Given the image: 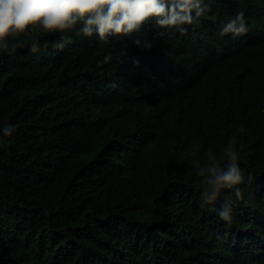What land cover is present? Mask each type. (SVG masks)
<instances>
[{
	"label": "trees",
	"instance_id": "trees-1",
	"mask_svg": "<svg viewBox=\"0 0 264 264\" xmlns=\"http://www.w3.org/2000/svg\"><path fill=\"white\" fill-rule=\"evenodd\" d=\"M202 7L183 33L0 51V264H264V0ZM239 11L247 34L220 36ZM233 137L243 182L205 203Z\"/></svg>",
	"mask_w": 264,
	"mask_h": 264
},
{
	"label": "clouds",
	"instance_id": "clouds-1",
	"mask_svg": "<svg viewBox=\"0 0 264 264\" xmlns=\"http://www.w3.org/2000/svg\"><path fill=\"white\" fill-rule=\"evenodd\" d=\"M209 8L202 7V0H0V51L11 48H23L28 42L25 38H33L43 32L45 35H55L58 32L73 30L80 27L78 35L92 37L96 35L101 41L108 36H126L139 32L153 18L156 26L161 29H177L181 33L186 29L183 25H191L195 17L204 15ZM247 20L243 11L230 18L219 30L220 36L247 34ZM160 32L158 35L163 36ZM9 40L12 43H9ZM139 44L140 41H135ZM145 48H151V43H145ZM36 51L35 44L31 48ZM112 56L106 55L102 62H110ZM14 127L3 128L4 136H11ZM243 132V128L238 129ZM235 137L229 140L227 148L222 150L219 158L212 159L211 152L206 155L212 163L197 175L203 177L200 182L205 203L213 204L222 189H232L243 182V171L238 166L240 159L236 150ZM227 160L225 171L221 163ZM237 199L242 200V192L236 189ZM227 199H231L230 197ZM203 207V206H201ZM219 217L227 224L232 222L230 209L225 205L218 212Z\"/></svg>",
	"mask_w": 264,
	"mask_h": 264
}]
</instances>
